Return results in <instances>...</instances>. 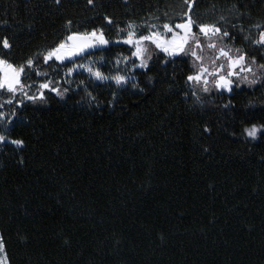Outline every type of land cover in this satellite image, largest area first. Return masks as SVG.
<instances>
[{"label": "trees", "instance_id": "trees-1", "mask_svg": "<svg viewBox=\"0 0 264 264\" xmlns=\"http://www.w3.org/2000/svg\"><path fill=\"white\" fill-rule=\"evenodd\" d=\"M94 4L0 0V37L21 63L61 37L67 20L73 30L103 27L116 39L129 22L163 23L165 13L185 10L183 0ZM222 15L246 30L264 24V0H197L194 19ZM226 43L252 47L240 38ZM120 51L127 55L112 45L92 59ZM54 68L41 70L60 79ZM186 74L181 58H154L137 73L143 92L101 86L92 103L83 92L49 94L46 105L26 102L10 129L0 126L24 141L0 145V235L10 264H264V135L243 133L264 124V86L197 103L184 95ZM81 78H72L73 88Z\"/></svg>", "mask_w": 264, "mask_h": 264}, {"label": "snow or ice", "instance_id": "snow-or-ice-1", "mask_svg": "<svg viewBox=\"0 0 264 264\" xmlns=\"http://www.w3.org/2000/svg\"><path fill=\"white\" fill-rule=\"evenodd\" d=\"M52 2L61 4V0ZM196 3L197 0H183L185 10L175 18L165 13L163 23L129 22L126 27H118L116 39H109L103 27L73 30L74 22L67 20L61 37L21 63L13 58L14 45L9 37H0V126L10 129L26 102L46 105L49 94L63 100L70 92H83L81 100L92 103L97 100L93 90L101 86L123 90L131 83L133 89L143 92L137 73L146 74L154 58L164 65L181 58L188 65L184 80L188 90L184 95L193 97L197 103L213 92L231 94L244 84L264 86V63L257 61V55L264 60V24L257 23L246 30L242 23L238 26L223 15L214 22H200L193 18ZM87 5L94 7V0H87ZM244 15L240 13L236 20L243 21ZM104 20L108 26L113 25L110 17L105 16ZM237 38L250 44L251 50L233 49L226 43ZM112 45L126 48L127 55L120 51L111 59L103 55L98 60L89 59L98 52L110 51ZM53 65L60 79H53L48 71L41 70ZM60 69H65L62 76ZM74 76L83 77L75 88L72 87ZM148 79L151 81V77ZM110 94L115 99V91ZM230 104L231 100L223 106L227 108ZM243 133L256 140L258 135H264V124H252ZM3 144L24 147L22 139H10L0 133V145ZM0 264H10L3 235H0Z\"/></svg>", "mask_w": 264, "mask_h": 264}, {"label": "rangeland", "instance_id": "rangeland-1", "mask_svg": "<svg viewBox=\"0 0 264 264\" xmlns=\"http://www.w3.org/2000/svg\"><path fill=\"white\" fill-rule=\"evenodd\" d=\"M89 59H92V57H89ZM92 60H93V59H92ZM130 84H131V83H130ZM245 137L248 138L246 135H245ZM248 139H250V138H248Z\"/></svg>", "mask_w": 264, "mask_h": 264}]
</instances>
